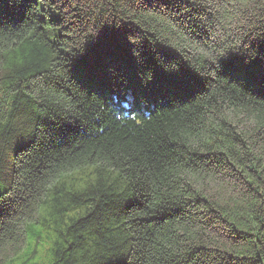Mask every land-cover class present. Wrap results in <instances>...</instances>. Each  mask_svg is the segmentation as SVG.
Here are the masks:
<instances>
[{
	"label": "trees",
	"instance_id": "1",
	"mask_svg": "<svg viewBox=\"0 0 264 264\" xmlns=\"http://www.w3.org/2000/svg\"><path fill=\"white\" fill-rule=\"evenodd\" d=\"M46 247L264 264V0H0V264Z\"/></svg>",
	"mask_w": 264,
	"mask_h": 264
},
{
	"label": "rangeland",
	"instance_id": "2",
	"mask_svg": "<svg viewBox=\"0 0 264 264\" xmlns=\"http://www.w3.org/2000/svg\"><path fill=\"white\" fill-rule=\"evenodd\" d=\"M52 39H53V38H52ZM86 86L89 88V84H87ZM246 120H247V119H246ZM244 121H245V120H243V118H242V122H244ZM247 122H249V121H246V122H244V123H247ZM247 124H248V123H247ZM29 249H30V252H31L32 247L30 246ZM26 252H29V250H27ZM23 260H24V258L19 257V258L17 259V261H15L14 264H49V258H48L47 247H46V249H45V248H41V249H39L36 261H31V262H29V263H23Z\"/></svg>",
	"mask_w": 264,
	"mask_h": 264
}]
</instances>
